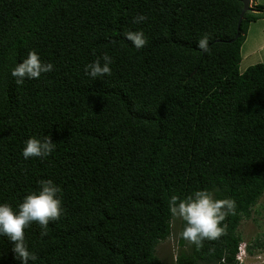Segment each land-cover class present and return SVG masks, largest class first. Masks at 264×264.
Instances as JSON below:
<instances>
[{
  "label": "trees",
  "instance_id": "16d2710c",
  "mask_svg": "<svg viewBox=\"0 0 264 264\" xmlns=\"http://www.w3.org/2000/svg\"><path fill=\"white\" fill-rule=\"evenodd\" d=\"M253 2L256 0H252ZM242 0H0V204L14 212L51 179L63 214L47 234L33 223L29 264H242L239 227L264 195V66L240 72L255 4ZM143 14L147 20L133 23ZM142 31L136 49L124 37ZM209 37L208 51L197 47ZM36 51L53 71L17 85L11 70ZM107 53L111 75L85 66ZM51 136L44 158L22 155ZM207 190L232 199L218 240L197 249L170 223V197ZM174 238L168 260L158 246ZM0 235V264H21Z\"/></svg>",
  "mask_w": 264,
  "mask_h": 264
},
{
  "label": "clouds",
  "instance_id": "9594fccd",
  "mask_svg": "<svg viewBox=\"0 0 264 264\" xmlns=\"http://www.w3.org/2000/svg\"><path fill=\"white\" fill-rule=\"evenodd\" d=\"M147 20L143 14L133 17V23L139 24ZM127 41H130L136 49L146 46L147 40L142 31H128L124 33ZM209 37L207 34L198 40L197 47L202 51H208ZM112 57L107 53L98 57L95 61L85 66V75L93 80L110 76ZM53 71L52 63L41 61L36 51H29L26 58L11 70V76L17 85L23 84L25 79H39L42 74ZM55 145L51 136L43 139L29 138L22 155L25 159L44 158L51 155ZM60 188L51 179L39 181V191L32 192L24 197L18 205V212L5 203L0 204V235L13 242V252L21 264H29V260L35 262L37 256L28 251L25 243V229L33 223L42 229L41 235L47 234L50 222L59 221L62 214V201L58 196ZM170 223L179 220L183 223L180 238L194 245L197 249L203 247L205 241L218 240L225 234V226H221L229 214H235L236 203L232 199H215L213 193L207 190H196L181 198L173 194L169 200Z\"/></svg>",
  "mask_w": 264,
  "mask_h": 264
},
{
  "label": "rangeland",
  "instance_id": "374dc122",
  "mask_svg": "<svg viewBox=\"0 0 264 264\" xmlns=\"http://www.w3.org/2000/svg\"><path fill=\"white\" fill-rule=\"evenodd\" d=\"M257 4L264 5V0H256ZM255 1L250 0V7L255 6ZM264 36V19L256 23H252L249 26V31L245 41L246 51L251 49L256 44V48L259 46L260 49H254L252 51L254 56H241L242 60L240 63V72H243L249 66L256 64H262L264 66V46L260 43ZM243 53L245 51L243 50ZM239 234L242 238V248L248 244H253L256 240L261 241L264 238V195L259 200L257 205L252 209L250 219L241 222L239 227ZM176 240L171 238L158 246V255L163 260H168L175 253ZM242 264H264V251L256 252L254 256H248L242 260Z\"/></svg>",
  "mask_w": 264,
  "mask_h": 264
},
{
  "label": "water",
  "instance_id": "95a60500",
  "mask_svg": "<svg viewBox=\"0 0 264 264\" xmlns=\"http://www.w3.org/2000/svg\"><path fill=\"white\" fill-rule=\"evenodd\" d=\"M242 4H243V8L240 12L239 18H238V22H237V33L235 35V38L238 37V34L240 32V26L244 17V14L249 11L251 9L250 7V0H242Z\"/></svg>",
  "mask_w": 264,
  "mask_h": 264
},
{
  "label": "crops",
  "instance_id": "0c3cea01",
  "mask_svg": "<svg viewBox=\"0 0 264 264\" xmlns=\"http://www.w3.org/2000/svg\"><path fill=\"white\" fill-rule=\"evenodd\" d=\"M256 4H257V2H256ZM248 31H249V29H248ZM248 34V33H247ZM264 37V36H263ZM246 41V40H245ZM245 41H244V43H243V45H242V47H241V56H254L253 55V53H252V51L256 48V46H257V44L254 46V47H252L251 49H248L247 51H246V48H245ZM260 45L261 46H264V38H263V40H262V42L260 43ZM257 50L258 49H260V47L258 46L257 48H256ZM243 50L245 51V53H243Z\"/></svg>",
  "mask_w": 264,
  "mask_h": 264
}]
</instances>
